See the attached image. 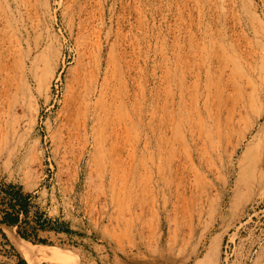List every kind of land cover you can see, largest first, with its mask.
<instances>
[{
    "label": "rangeland",
    "instance_id": "374dc122",
    "mask_svg": "<svg viewBox=\"0 0 264 264\" xmlns=\"http://www.w3.org/2000/svg\"><path fill=\"white\" fill-rule=\"evenodd\" d=\"M7 184L0 264H264V0H0Z\"/></svg>",
    "mask_w": 264,
    "mask_h": 264
},
{
    "label": "trees",
    "instance_id": "16d2710c",
    "mask_svg": "<svg viewBox=\"0 0 264 264\" xmlns=\"http://www.w3.org/2000/svg\"><path fill=\"white\" fill-rule=\"evenodd\" d=\"M0 189L3 191L4 199L1 200L3 207L0 208V223L18 228L27 215L29 194L22 193L19 186L12 184H7ZM40 217L38 214L35 216V223L38 227H42L39 222ZM21 235L26 238V235ZM37 241L45 242L43 239ZM23 263L25 264V262Z\"/></svg>",
    "mask_w": 264,
    "mask_h": 264
},
{
    "label": "bare ground",
    "instance_id": "6f19581e",
    "mask_svg": "<svg viewBox=\"0 0 264 264\" xmlns=\"http://www.w3.org/2000/svg\"><path fill=\"white\" fill-rule=\"evenodd\" d=\"M16 246L18 247L22 255L28 260H32L33 258L38 257V256H44V257L50 258V257H54L57 255V253H54L48 250H42L40 246L38 247V245H34L31 243L22 245L20 242L16 241ZM207 262H208V259L205 257L201 262H198L196 264H208Z\"/></svg>",
    "mask_w": 264,
    "mask_h": 264
}]
</instances>
